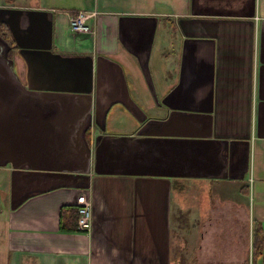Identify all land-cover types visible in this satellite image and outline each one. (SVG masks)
Wrapping results in <instances>:
<instances>
[{"label":"crops","instance_id":"0c3cea01","mask_svg":"<svg viewBox=\"0 0 264 264\" xmlns=\"http://www.w3.org/2000/svg\"><path fill=\"white\" fill-rule=\"evenodd\" d=\"M0 23V264H253L264 0H0ZM81 194L92 229L63 232Z\"/></svg>","mask_w":264,"mask_h":264},{"label":"built area","instance_id":"2783aa9c","mask_svg":"<svg viewBox=\"0 0 264 264\" xmlns=\"http://www.w3.org/2000/svg\"><path fill=\"white\" fill-rule=\"evenodd\" d=\"M96 13L78 12L70 18V29L73 34L90 35L93 33L92 20ZM78 208V232L89 233L93 225L91 204L85 194L79 195L76 203Z\"/></svg>","mask_w":264,"mask_h":264},{"label":"trees","instance_id":"16d2710c","mask_svg":"<svg viewBox=\"0 0 264 264\" xmlns=\"http://www.w3.org/2000/svg\"><path fill=\"white\" fill-rule=\"evenodd\" d=\"M0 36L8 41V37H11L7 26L4 23H0ZM9 42V41H8ZM9 43H12L9 42ZM61 230L63 232H77L78 231V208L76 206L73 207H65L61 214ZM253 260L255 264L258 260L263 259L264 261V228L261 224L256 223L254 226V234H253ZM189 260H186L188 263ZM195 264V263H191Z\"/></svg>","mask_w":264,"mask_h":264},{"label":"rangeland","instance_id":"374dc122","mask_svg":"<svg viewBox=\"0 0 264 264\" xmlns=\"http://www.w3.org/2000/svg\"><path fill=\"white\" fill-rule=\"evenodd\" d=\"M205 193H206L205 196H207V197H206V199L203 200L204 204H205L204 206H206V201L207 200L209 201L210 204L212 203L211 198L209 197L210 196L209 190L205 191ZM192 194H193V192H192ZM193 196H194V194H193ZM207 211H209V210H207ZM181 215H182V217L179 220V225H180L179 229H173L172 237L173 238H181V237H185V238H199L200 234L202 233V231L200 233L197 230V228H194L195 226L193 225V220L190 221L189 218H188L189 214L188 213H183ZM205 221L206 220H204L203 222H205ZM251 226H252V224H251V216H250V230L248 231L249 235H250V233L254 234V229L252 231ZM182 230H184V233H183ZM240 232L242 233V235H245V234L247 235V229H241ZM175 248H176V246H175ZM233 249H235L234 250V261L233 262H229V260H228V262L219 263V264H246V263H243V262H239V263L236 262V259H237L236 256H237V253H238V249L240 250L241 247L235 246V248H233ZM243 249H244V247H242V251L240 253H242L244 256L245 255L247 256L246 260L250 259V254H251V263L255 264V261L253 260L252 253L249 250V248H248V250H247V248H246V250L245 249L243 250ZM191 263H193V262L191 260H189L188 263L185 262L184 264H191ZM198 263H200V262H198ZM211 264H213V263H211ZM258 264H260V263H258Z\"/></svg>","mask_w":264,"mask_h":264}]
</instances>
